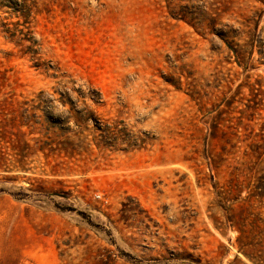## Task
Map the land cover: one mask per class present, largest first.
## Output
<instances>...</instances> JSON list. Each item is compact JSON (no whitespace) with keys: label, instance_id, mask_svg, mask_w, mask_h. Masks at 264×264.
<instances>
[{"label":"rangeland","instance_id":"rangeland-1","mask_svg":"<svg viewBox=\"0 0 264 264\" xmlns=\"http://www.w3.org/2000/svg\"><path fill=\"white\" fill-rule=\"evenodd\" d=\"M253 226L264 0H0V264H264Z\"/></svg>","mask_w":264,"mask_h":264},{"label":"trees","instance_id":"trees-1","mask_svg":"<svg viewBox=\"0 0 264 264\" xmlns=\"http://www.w3.org/2000/svg\"><path fill=\"white\" fill-rule=\"evenodd\" d=\"M238 231L240 233V235L238 237V241L240 242L241 247H248V248L250 246H258L259 247V246H262L264 244V243H262V244L259 243V244L255 245V244L251 243V241L253 239H255V237L257 235L262 234V232L264 231V229H261L259 226H253L251 229H249V228H239ZM249 239H250V241H247ZM244 240L247 241V242H245ZM245 254L248 257L250 255L248 252H246Z\"/></svg>","mask_w":264,"mask_h":264}]
</instances>
